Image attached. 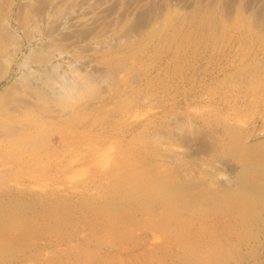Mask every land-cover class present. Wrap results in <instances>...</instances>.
<instances>
[{
  "label": "rangeland",
  "instance_id": "374dc122",
  "mask_svg": "<svg viewBox=\"0 0 264 264\" xmlns=\"http://www.w3.org/2000/svg\"><path fill=\"white\" fill-rule=\"evenodd\" d=\"M227 141L259 147L258 162L225 152ZM261 153L264 0H0V204L12 223L22 217L6 240L15 252L0 243L9 250L0 247V264H115L113 255L129 264L166 232L137 198L131 215L117 193L128 190L127 163L171 166L235 191L240 177L264 186ZM257 205L251 232L247 214L228 237L239 247L227 264H264Z\"/></svg>",
  "mask_w": 264,
  "mask_h": 264
},
{
  "label": "bare ground",
  "instance_id": "6f19581e",
  "mask_svg": "<svg viewBox=\"0 0 264 264\" xmlns=\"http://www.w3.org/2000/svg\"><path fill=\"white\" fill-rule=\"evenodd\" d=\"M235 141H234V143H229L227 141L226 144H224V142H223L222 144L225 147L223 150L225 151V149L229 148L230 151L234 150L236 152L239 148V150L241 151V155L243 154L247 158H249V157L253 158L254 157V159L256 160L257 156H255V154H258L257 150H260L259 147H257V146H255V147L249 146L248 147V146H243V145H240L238 147V144L236 143L237 141L236 142ZM261 151L262 150H260V152ZM262 156H264V154H262ZM255 160H254V163L256 161L258 162L259 159H257L256 161ZM249 163H252V162L250 161ZM254 163H253V165H254ZM259 163L261 164V161ZM136 164L137 163H133V161H131V163H127V168H128V175H127L128 182H127V184H129V187H128L127 191L125 190V188L121 187V188L117 189L118 190L117 193L119 194V196H121V195H125V197L127 196L125 202L127 205L130 206L128 209L131 210V215L133 214V212L137 213L135 211V206H134V202L137 198L138 205H140V206L142 205L141 207L145 211V214L147 216H149L150 219L152 216V219L154 221H156L154 224L155 226L159 227V223H161V221L165 224V226H164L165 231L164 232H166V233L164 236V241L160 242L159 244L156 243V244L152 245V244H148L146 241H144V243L141 246V249L139 251L134 252L133 258H131V260H129V264H227L229 261V258L231 256L230 254H232V252L234 253V250L239 247L238 240H235V239L228 240L229 239L228 237L231 235L230 238H233L234 234L235 235L238 234L237 230L240 227V226L238 227V225L242 224V216L247 215V214H248L247 220H244V222L245 221L247 222L248 232H251L254 222H253V220H250L248 218H252L255 216V212L257 213L256 207L258 206L257 205L258 202L261 200L264 201L263 183L262 184L259 183L257 185L255 183H253V181L251 182L248 179L240 177L237 181V186L239 188L236 189L235 191L234 190L227 191L223 185L218 183V181L210 179L208 177L200 176L197 179L196 178L195 179H189L190 177L186 178L187 176L184 177V175L181 174V172H180V170H178V168L174 169L171 166H169V167L166 166V167H168V169L161 171L160 168H155L154 166H151V164L149 167H145V169L136 167L137 166ZM256 164H258V163H256ZM254 166L252 167L251 164L249 165V167L254 168V169L257 168V170L262 169L261 167L264 165H259V166H261L260 169L258 166L257 167L255 166L256 168ZM247 169L249 170V168H247ZM263 170H264V168H263ZM248 173H249V171H248ZM261 173H263V172H261ZM121 174L122 173L120 172V176H121ZM245 174H242V175L244 176ZM250 174L251 173H249V175ZM112 175L110 176V178L111 177L113 178L114 175L113 176ZM114 177H116V176H114ZM127 178H126V180H127ZM254 179L255 178H253V180ZM120 183H118V184L120 185ZM118 184L117 185L113 184V185L118 186ZM113 190H116L115 186H114ZM114 194H115V192H113V195ZM101 195H102V193H101ZM107 195H111V194L109 193ZM107 195L105 194L103 197L107 198ZM105 198H103V199H105ZM99 200H100V197H99ZM113 201H114V199H113ZM248 202L250 204H247ZM63 203H64V201H63ZM109 204H107V205H109ZM228 205H230V207L232 206V208H235L234 209L235 212L233 215H235L234 218H236V219H235V221L233 219V222L231 220L232 218L228 220V218L226 217L227 215H229L228 213L230 212L229 211L230 207L228 208ZM19 206H22V205H19ZM90 206H92V205L90 204ZM98 206H100V205H98ZM120 206H122V205H120ZM110 207H112V206H110ZM162 207L165 209V212L163 215L159 212ZM6 208H7L6 205L0 204V214H1L0 215V231H1L0 232V243L1 244L4 243V244L9 246V245H12L13 243H16L14 241H13V243L11 241H8V243H9L8 244L6 240L11 239L8 237L11 234V232H14L12 230H14L17 227L20 228V226H16L14 229H12V227H14L15 224L18 225L17 219H19V217H21V215L18 218H17L18 214H17V216L15 215V217L17 219H13V220L14 221L17 220V222L14 224V226H12L11 225L12 221H10V219L12 218V216H14L13 215L14 211L10 210L11 211L10 213H6V211H7ZM105 208H107V207H105ZM105 208H103V211L109 210L107 212H105V211L104 212L107 214L109 212L107 217L111 218L110 217L111 216L110 209H108V208L105 209ZM119 208L121 209V207H118V209ZM56 209H58V207L55 208V211H56ZM98 209H99V212L102 210V209H100V207ZM98 209H95V210H98ZM113 209L116 211V207ZM125 209H127V208H125ZM8 210H9V208H8ZM22 210L23 209H21V212H22ZM114 210H111V211H113V213H116ZM17 211H20V210H17ZM226 211H229V212H227V214H226ZM2 212H3L4 216H2ZM99 212H97V213L94 212V213L98 214ZM101 212L99 214H102ZM161 212L163 213V211H161ZM5 213L8 214L7 217H5ZM89 213H91V212H89ZM24 214H25V212H24ZM99 214H98V216H99ZM104 214H102V215L104 216ZM125 214L126 215H123V216H126V217L128 216L129 218H131V216H129L130 215L129 212L128 213L126 212ZM210 214H211V216H215V217H210ZM61 215H62V213H61ZM66 215L67 214H65V216ZM69 215H70V213H69ZM69 215H67V216H69ZM117 215L114 214L115 217H112L113 219H111V220L114 221V219H116ZM63 216L64 215H62V217ZM23 217L24 218L22 221H24V219L27 216L24 215ZM94 217L97 218L96 215ZM109 218H108V220H109ZM63 219H65V218H63ZM123 219H122V221H126ZM152 219H151V221H152ZM108 220H106V221H108ZM14 221H13V223H14ZM19 221H20V219H19ZM58 221H59V218H58ZM63 221H64V223H66L65 220H63ZM63 221H61L62 224H64ZM27 222H29V220ZM31 222H32V220H31ZM115 222H116V220H115ZM20 223H22V222H20ZM35 223H34V225L32 223V226L38 225L37 223L35 225ZM98 223H100V221ZM24 224H26V222ZM30 224L31 223H29V225ZM109 224H108V227H109ZM132 224H135V223H132ZM102 225H103V222H102ZM128 225H130V221H129ZM32 226H30L31 228L30 227L29 228L32 229L33 228ZM63 226L66 227L67 225H63ZM95 226H96V224H95ZM65 227H63V228H65ZM98 228L100 229L99 231H102V229H104L105 231H103V232H106V229L104 227H102V228L98 227ZM17 229L15 230L16 232L19 231V229L18 230ZM22 229H20V230L22 231ZM66 229H67L66 231H68V228H66ZM28 230L29 229L26 230L27 231L26 233H28ZM123 230L125 231L124 227H123ZM117 231H118V229H117ZM121 231H122V229H121ZM124 231H122V232H124ZM92 232H94V231H92ZM108 232H109V234H108ZM108 232H106L107 233L106 238H109L108 235L112 234L110 231H108ZM126 232H128V231L126 230ZM129 232L132 233V230H129ZM14 234H15V232H14ZM24 234H25V232H24ZM86 234H87V232H86ZM86 234L84 233V235H86ZM114 234H115V232H114ZM120 234H122V233L120 232ZM101 235L105 236L103 233H101ZM10 236H12V235H10ZM131 236H129V237H131ZM12 237L14 238V236H12ZM97 237L98 236L95 235V238H97ZM115 237H114V239H115ZM162 237H161V235H160V237H158L156 235V239L160 238V240H162L161 239ZM240 237H242V236H240ZM100 238H101V240H104V238L102 239L101 236H100ZM112 238H110V239L112 240ZM125 238H124V241H126ZM20 240H22V239H20ZM129 240H131V239L129 238ZM155 240L153 242H155ZM107 241H108V239H107ZM115 241H117V240H115ZM86 242H88L87 244H90L89 241H86ZM120 242H122V241H120ZM24 243H26V242H24ZM107 243L108 242H106V244ZM4 244L2 246H4ZM16 245L19 246V243L14 244V247ZM75 245L73 247L77 248L76 243H75ZM230 245L232 247V248L230 247L231 249H229ZM2 246H0V247H2ZM124 246H123V248H124V250H126L125 248L127 245L125 247ZM21 247H23L22 244H21ZM80 247L82 248L83 245L82 246L79 245V248ZM8 248L10 249V254L15 252L14 249L16 247L12 248V246L11 247L9 246ZM75 248H73V249H75ZM127 248H129V247L127 246ZM4 249L6 250L5 247L3 248V250ZM19 250H21V249H19ZM75 250H77V249H75ZM93 250H91V251H93ZM124 250H123V252H124ZM2 251L0 248V253H2ZM6 252H7V254H9L8 253L9 250L8 251L6 250ZM78 252H80V251H78ZM3 253H5V252H3ZM3 253H2V255H3ZM83 253L85 254L84 251H83ZM83 253H82V256H83ZM97 253L98 252L96 251L95 255ZM86 254H88V252ZM89 254H90V251H89ZM90 255H89V257H90ZM78 256L76 258H78ZM103 256L104 255H102V259L103 258L105 259V256L104 257ZM113 256L112 257L108 256L109 259L111 258L110 260L108 259V262H110L112 260L110 263H113V261H114L115 264H121V261H124V259H125V258L122 259L124 256L121 258L120 255H118L119 257L117 256V258L112 259ZM88 259L90 260V261L88 260V262L90 263L91 258H88ZM73 260H74V258H73ZM95 260H97V259L95 258ZM80 261L82 262V260H80ZM86 262L87 261L85 260L84 263H86ZM98 262H99V260H98ZM84 263L82 262V264H84ZM122 264H128V263L122 262Z\"/></svg>",
  "mask_w": 264,
  "mask_h": 264
}]
</instances>
